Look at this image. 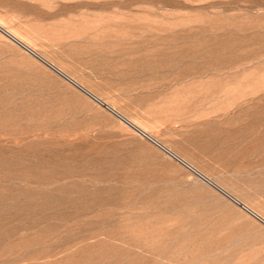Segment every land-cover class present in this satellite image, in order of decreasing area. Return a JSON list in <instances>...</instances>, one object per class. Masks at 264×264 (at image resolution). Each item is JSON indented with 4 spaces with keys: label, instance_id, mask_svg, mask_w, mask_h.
Instances as JSON below:
<instances>
[{
    "label": "rangeland",
    "instance_id": "1",
    "mask_svg": "<svg viewBox=\"0 0 264 264\" xmlns=\"http://www.w3.org/2000/svg\"><path fill=\"white\" fill-rule=\"evenodd\" d=\"M0 25L26 45L0 31V264H264V0H0Z\"/></svg>",
    "mask_w": 264,
    "mask_h": 264
},
{
    "label": "bare ground",
    "instance_id": "2",
    "mask_svg": "<svg viewBox=\"0 0 264 264\" xmlns=\"http://www.w3.org/2000/svg\"><path fill=\"white\" fill-rule=\"evenodd\" d=\"M0 31L2 33H4L6 36H8L10 39H12L13 41L17 42L18 44L22 45V46H26L23 44V42L21 40H19L15 35H13L11 32H9L8 30H6L5 28H3L0 25ZM28 48V47H27ZM34 52V51H33ZM46 61V60H45ZM47 62V61H46ZM45 62V63H46ZM51 67H53L52 64H50L49 62H47ZM54 68V67H53ZM65 77L70 80L77 88H79L80 90H82L83 92H85L86 94H88L89 96H91L92 98H95L94 95H92L89 91H87L81 84L77 83L76 81L72 80L71 78H69L68 76L65 75ZM105 105V104H104ZM107 108V107H106ZM113 111V110H112ZM116 112V111H115ZM115 114V113H114ZM116 115V114H115ZM119 116V115H118ZM120 118L127 123L130 127H132L133 129H135L136 131H139L141 133H144V130L141 129L140 127H138L135 123L128 121L127 119H125V117L120 116ZM224 192V191H223ZM227 194V193H226ZM229 197L235 201L236 203H238L239 205L243 206L242 203H240L238 200H236L234 197H232L231 195H229ZM244 209L251 213V215H254V217L258 218L260 221L264 222V218L261 217L260 215H258L256 212H254L252 209L248 208L247 206H244Z\"/></svg>",
    "mask_w": 264,
    "mask_h": 264
}]
</instances>
